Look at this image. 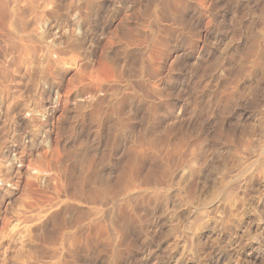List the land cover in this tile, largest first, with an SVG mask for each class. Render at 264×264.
<instances>
[{
    "label": "rangeland",
    "instance_id": "obj_1",
    "mask_svg": "<svg viewBox=\"0 0 264 264\" xmlns=\"http://www.w3.org/2000/svg\"><path fill=\"white\" fill-rule=\"evenodd\" d=\"M0 166V264H264V0H0Z\"/></svg>",
    "mask_w": 264,
    "mask_h": 264
},
{
    "label": "bare ground",
    "instance_id": "obj_2",
    "mask_svg": "<svg viewBox=\"0 0 264 264\" xmlns=\"http://www.w3.org/2000/svg\"><path fill=\"white\" fill-rule=\"evenodd\" d=\"M243 159V158H242ZM241 159V160H242ZM0 168H1V166H0ZM1 170V169H0ZM32 170H36L37 172H39V170L37 169V168H32ZM171 180V179H170ZM159 184V183H158ZM96 192V191H95ZM96 194V193H95ZM98 196H100V195H98ZM119 196V195H118ZM196 197V196H195ZM148 198V197H147ZM229 198V197H228ZM235 198V197H234ZM103 200V199H102ZM108 203V202H107ZM106 204V203H105ZM94 219V218H93ZM200 219V218H199ZM104 221V220H103Z\"/></svg>",
    "mask_w": 264,
    "mask_h": 264
}]
</instances>
